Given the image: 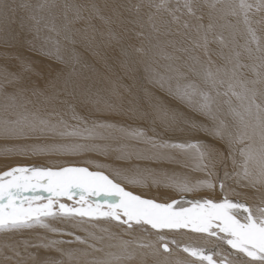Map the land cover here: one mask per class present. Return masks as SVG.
<instances>
[{
    "label": "snow or ice",
    "instance_id": "snow-or-ice-1",
    "mask_svg": "<svg viewBox=\"0 0 264 264\" xmlns=\"http://www.w3.org/2000/svg\"><path fill=\"white\" fill-rule=\"evenodd\" d=\"M141 6L134 5L137 12ZM146 6L155 8L157 13L168 12L174 23L180 21L175 12L182 7L196 21L185 20L183 27L195 33L198 39L193 41L194 47L202 50L204 59L196 55L189 57L193 61L189 71L199 82L188 80L173 88L163 77L149 74L150 82L162 89L167 87L169 94L194 115L169 112L159 105H152L149 112L135 100L126 101L115 89L112 91L115 99L102 104L98 93L93 99L90 90L78 99L80 85L73 77L80 58L68 46L78 42L77 35L88 39L87 29L74 32L70 27L73 21L65 16V23L59 28L44 24L55 37L42 36L43 17L34 11L29 12L27 19L18 16L19 10L31 9V5L0 0V20L4 23V35L0 39L4 46H11L25 32L33 33L30 50L63 66L44 79L43 87L32 80L25 81L21 73L10 71L7 64L0 67V100L3 101L0 156H81L87 157L85 164L90 165L17 164L0 172V233L42 229L53 237H71L64 240L43 235L38 243L25 242L26 247L59 254L29 253L33 264H66L62 257L71 261L74 252L60 247L63 244L77 243L102 251L89 242L102 240L91 231L96 227L92 222L97 220L115 222L117 227L124 226L125 231L139 229L146 238L152 237L138 246L151 248L152 254L159 258L156 264H264V46L249 27L251 43L256 48L254 53L251 48L245 50L248 58L255 61L253 64L242 63L241 53L234 51L227 57L220 53L225 65L217 66L209 49L212 42L224 45V38L216 29L234 27L227 17L249 25L253 10L264 11V0L255 4L238 0L220 9L216 3H208L207 24L203 22L205 14L197 15L201 9L199 0H184L183 5L179 0L175 5L170 0H160ZM37 8L43 9L44 5ZM148 18L152 21L153 14ZM82 19L77 9L75 20ZM221 20L225 23L220 24ZM12 23H18V31L10 28ZM153 28L156 30L155 25ZM10 58L15 57L4 55L5 60ZM21 68L24 73L40 76L22 59ZM245 68L251 70L254 79L248 78ZM9 87L11 92L7 91ZM29 93L37 100L43 98L41 107H30L33 101ZM220 97L227 99L221 101ZM233 99L237 102L235 106ZM78 105L83 106L82 111H77ZM225 116H231L234 123L230 125ZM177 132L194 139L178 142L173 139ZM93 156L111 163L92 159ZM229 162L233 171L225 170L224 179H220L218 166L227 169ZM173 164L190 167L203 173L204 178L192 181L186 173L165 167ZM226 180H233L239 188L255 189L259 192V203L229 199ZM153 186L172 189L179 198L159 203L129 190ZM217 186L220 199L187 198L190 194L214 191ZM229 191L239 195L235 189ZM189 232L213 247L182 244L175 239L176 235ZM130 243L124 242L125 251ZM177 251L185 253L187 259L171 260ZM118 259L113 257L94 264H113Z\"/></svg>",
    "mask_w": 264,
    "mask_h": 264
},
{
    "label": "bare ground",
    "instance_id": "bare-ground-1",
    "mask_svg": "<svg viewBox=\"0 0 264 264\" xmlns=\"http://www.w3.org/2000/svg\"><path fill=\"white\" fill-rule=\"evenodd\" d=\"M14 2L17 4L23 3L32 6V8L28 10H24V9L19 10L18 16H24L27 19L29 12L34 11L38 17H43L40 23L42 36L51 35L55 37V33L49 32L47 28L44 27V24L47 23L49 27L55 25L56 27L59 28L65 23V16H67L68 20L73 21L70 27L73 29L74 32L76 30L87 29L88 39H83L81 35H77L78 42L75 45L68 46L69 48L74 49L75 54L78 55L80 58V64H78L76 67L77 74L76 76L73 77L80 85V87L77 89L78 99H82L81 94L84 93L86 90H90L91 93H93V99L97 98L96 94L98 93V98L102 104L103 101L105 100L115 99V97L112 95V91L113 89H115V91L119 92L125 98L126 101L135 100L141 106L142 109L147 110L149 112L152 111V105H159L162 109L169 112L178 111L183 114L194 115L193 113H191L189 108L181 104L174 96L169 94L167 87L162 89L158 84H154L149 80V74L150 72H152L160 77H163L165 80L169 81L173 88H175L177 83L180 84L186 83L189 80V78L192 80H197V82H199L197 77L194 76V78H191L190 77L191 75L190 76L188 75L190 71L189 70L186 71V69L183 68L181 65L184 62V60H182V54L185 52L184 51L185 43H183V41L175 42L173 38L170 37L172 35H166V33H164V29H160L161 33H159L158 31L156 34L158 25H160V24L158 25L154 24L156 22L147 23V21H141L143 27L142 28L138 27L139 29L137 30L138 33L141 32L140 34L141 42L140 41L138 42L139 43L138 46L139 47L141 46L144 39H148L147 43L145 44V47L148 49V53L151 54V62H147L145 64V61H143L142 65L139 64L143 60L144 54L138 53L137 50H135V53H130L128 49L126 50V48H128L129 45L128 40H126V33L128 32L129 34L130 29L132 30L131 27L134 28V26L130 24L129 21L130 18L128 17L129 15H127L128 13L126 14L127 7L129 5L125 4V0H14ZM183 2L184 0H180L181 5H183ZM233 2H238V0H199L201 9L197 11V15H201V13L205 14V19L203 22L207 24L206 14L210 11V9L206 6L208 3H216L217 9H220L223 8L225 5ZM248 2L255 4L257 3V0H248ZM38 5H44V8L39 9L37 8ZM93 5H95V9H93ZM118 5H124V7H118ZM77 9L80 10L84 19L79 21L75 20V11ZM118 14L122 18L117 25H114L113 20H115L114 18ZM227 21L230 22V24L233 25L234 27L226 26L224 28L218 27L216 29V32L222 35L224 38V47H221L222 45H220L218 42L216 43L212 42L209 44L212 61L217 66H224L225 59L221 57L219 54L223 53V56L227 57L232 55L233 52L235 51L241 53L242 63L246 65L253 64L255 61L250 60L248 58V52L245 50V47L251 48L254 53L256 48V44L251 43V36L249 35L248 28L250 27L253 30L260 44L264 46V11L256 12L255 10H253V12L250 13L249 25H245L242 20L238 21L237 18L231 16L227 17ZM28 22L34 23L33 21H28ZM219 23L224 24L225 21L221 20L219 21ZM153 25H155L156 31L154 30ZM10 28L18 31L19 25L18 23H12L10 25ZM3 29H4V23L2 20H0V38H2L4 35ZM116 29H120V32L117 33ZM132 32L134 33V31ZM133 33H131L132 35L129 34L131 38L134 35ZM167 36L170 37L169 40H167L168 39ZM33 38H34L33 33L25 32L21 39L14 41L12 45L9 46L11 48V52L9 53L5 52L3 54H0V56L3 58V59L0 58V67H3L5 64H7L10 66V71L21 73L25 81L32 80L34 83H38L40 87H43L44 79L50 75H54L55 69L57 67H63V66L62 65L58 66L56 65L57 63L55 61L49 59L50 60L49 63L51 65H48L46 63V66H43V63L41 62H39L40 65L30 64L36 72L40 73L39 77L33 75L32 73H24L21 68L20 55H22L24 59H26L25 61L27 62V59H29V57L27 58L25 57L24 53L22 52V49L28 48ZM127 38H129V36H127ZM125 41H127L126 44L127 46L125 45L126 43ZM134 41L132 40L133 43L137 44V41L136 42ZM0 45L4 46L2 39H0ZM192 45L193 44H191V46ZM132 46L134 47V44H132ZM217 48H222L223 51L222 52L220 51L218 54V52H216ZM14 51H15L16 59L14 63H9L10 59L5 60L4 55L8 54L9 57H11L12 55H14ZM200 51L202 52L201 49L199 50V52ZM186 52L185 55L188 53ZM191 53L193 54V52ZM191 53L189 52V54H187L186 57L183 58H186V60H188L189 57L191 56L190 55ZM127 54H129L130 56ZM201 58L204 59L203 54ZM192 63L193 61L191 62V64ZM191 64L189 62L187 64V67L189 68ZM243 71L246 73L249 79L255 78L249 68H245L243 69ZM172 74H175L176 77H173ZM201 87H203V84H201ZM7 91L11 92L12 88L11 87L7 88ZM27 95L29 99L33 101V104L30 105V107H35V108L41 107L43 103V98L37 100V98L32 97L30 93ZM213 95H215V93H213ZM219 99L223 101L227 98L220 97ZM2 102L3 101L0 100V103ZM232 103L233 105L234 104L236 105L237 102L233 99ZM91 107L92 105L89 104L88 108ZM224 108L226 112L227 105H225ZM82 110H83V106L78 105L77 111H82ZM225 119L230 125L234 123L231 116H225ZM173 139L178 142H182L184 140L194 139V137H189L185 134L177 132L173 137ZM14 157H19V156H10L8 157V160H2L1 158H3V156H0V172L6 170L8 167H11V165L13 166L16 163H20V160ZM13 158L17 161H15ZM91 158L101 161V158L98 157L95 158L93 156ZM62 159L64 160V158ZM67 159L68 158H66V160ZM11 160H14L13 162L14 164L11 162ZM23 163H25V161ZM228 165H230L231 171H233L230 162L228 163ZM165 167L169 171H175L177 173H186L192 181L204 178L202 177L203 176L202 173L192 171L190 167H184L183 165L173 164V165H166ZM234 185L235 187H237L235 182ZM205 194H207V191H205ZM255 195L259 197L257 191H255ZM214 196L213 199L216 198ZM217 196L219 195L217 194ZM192 197L188 196L187 198L192 200L194 198ZM177 198H179V196ZM177 240L182 241L181 238L179 239L177 238ZM187 241H190V239L188 238ZM99 243L106 245V243L103 240H100ZM202 243H200V245L204 246V244ZM185 244H189V242ZM84 246H85V250H83L82 256L78 254L77 250H75L72 246H70L65 250H71L74 252V256L72 260L68 261L67 257H62V259L65 260L66 264H94V262L96 261H101L106 259L112 260L110 258V254L108 255L107 253H99V251H94L92 248L87 247V245ZM106 247H108V245H106ZM96 248L99 247L96 246ZM33 250L34 248L27 249L26 252L23 253L24 255L21 256L20 259L15 264H33V261L31 260V262H29L30 259L26 257V254ZM41 250L42 251L38 254L40 256L59 255L58 253H54V252L46 253L44 252L43 249ZM171 260H173L174 262L176 261V259H171ZM0 264H4L3 259L0 260ZM7 264H14V263L7 262ZM113 264H146V261L142 259L140 255H138L132 260H128V261H126V259L122 257L118 260H114Z\"/></svg>",
    "mask_w": 264,
    "mask_h": 264
},
{
    "label": "rangeland",
    "instance_id": "rangeland-1",
    "mask_svg": "<svg viewBox=\"0 0 264 264\" xmlns=\"http://www.w3.org/2000/svg\"><path fill=\"white\" fill-rule=\"evenodd\" d=\"M130 1L131 0H128V1L125 0V4L129 5L127 7L126 14L128 13L127 15H129L128 17L130 18L129 19L130 24L132 26H134V28L131 27L132 30L130 29L129 34L132 35L131 34V33H133L132 31H134V33H133L134 35L131 38V36L128 34V32L126 33V40H128V42H129L128 48H126V50L128 49V51L130 53H135V50H137L138 53L144 54L143 60L139 64L142 65L143 61H145V64L147 62H151V54L148 53V49L145 47V44L147 43L148 39H144L141 46L140 47L138 46L139 45L138 42L139 41L141 42V35H138L137 30L139 28L143 27V25L141 24V21H147V23L156 22L154 24H157V25L160 24V25H158L157 31L155 30L156 34L158 31H159V33H161L160 29H164V33H166V35H172L170 37L173 38V40L175 42L176 41H181V42L183 41V43H185L186 47L184 46L185 49L184 48L183 49L185 52L187 49V52H188V53L186 52L187 54H189V52L190 53L193 52V54L191 53L190 55H196V56L202 57V52L201 51L199 52L200 49L195 48L194 44H193V41L198 39L196 37L195 33L191 29H185L183 27V22L185 20H188L190 23L196 22L194 18H191L187 15L186 10L181 8L180 11H176L175 16L180 17V21L178 23H173V18H172L173 16L170 15L168 12H160L158 14V13H156L157 11H155V8H148L146 6L149 2L159 3L160 0H157V1L156 0H132L131 2ZM176 2H177V0H170V4H172V5H175ZM179 2H180V0H179ZM137 4L142 5L139 12H137L135 7H134V5H137ZM131 6H132V8H131ZM150 9H152L153 11ZM148 14H153V20L152 21L148 20L149 19ZM121 18L122 17L119 14L116 15L114 18L115 20H113V24L117 25L119 23V21L121 20ZM175 24H177V25H175ZM181 25H182V27H181ZM170 26H172V27H170ZM178 26H179V28H178ZM116 32L117 33L120 32V29H116ZM139 34H141V32ZM127 36H129V38H127ZM170 37L167 36V38H168L167 40H169ZM180 39H182V40H180ZM132 40L133 41L135 40L134 42L137 41V44L133 43ZM125 42H126L125 43V45H126L127 41H125ZM130 42H132V43H130ZM132 44H134V47L132 46ZM164 44H167V43H164ZM191 44H193V45L191 46ZM220 45H222V44H220ZM221 47H224V45H222ZM183 49H182V52H183ZM14 50H15V47H14ZM196 50H198V51H196ZM220 51L221 52L223 51L222 48H217L216 52H218V54ZM5 52H8V53L11 52V48L0 45V54H3ZM22 52L24 53L26 58L29 57V59H27V63H29V64H39V62H41V63H43V66H46V63L48 65H51L49 63L50 60L48 59V57L41 55V54H38L37 52L31 51L30 47L23 48ZM185 52L182 54V60H184V62L181 65L187 71V70H189V68L187 67V64L189 62L191 64L192 60H189V59L186 60V58H183V57H186V55H187V54L185 55ZM127 55H129V54H127ZM11 57H15V51H14V55H12ZM0 58H2V57L0 56ZM20 58L24 59V57L22 55H20ZM15 59H16V57L10 58L9 63H14ZM25 60L26 59H24V61ZM184 64H185V66H184ZM188 75L189 76L191 75L190 77L194 78V75L192 74V72L188 73ZM172 76L176 77L175 74H172ZM189 80H192V79L189 78ZM234 106H235V104H234ZM38 156L28 155V156L14 157V158L20 160V163L15 162L16 164H20V165L21 164L25 165V163H26V165L31 164V165H36V166H42L43 165L46 167H48V166L50 167V166H52L51 163H53V162L59 163L61 161L59 164H72L75 166H87L85 164V162H83L86 160L87 157L85 158V157H81V156H65V157H62V156L61 157L60 156H41V157H38ZM94 157L97 158L96 156H94ZM62 158H64V160ZM66 158H68V159L66 160ZM98 158H101V161L103 159L102 157H98ZM1 159L2 160H8V157L7 158L3 157ZM81 159H84V160H81ZM14 160H11V162L13 163ZM15 161H17V160H15ZM22 161L23 162L25 161V163H23ZM28 161H30V162H28ZM49 162H50V164H49ZM102 162L105 164H108L111 161H104V159H103ZM82 163H84V164H82ZM16 164H14L13 166H15ZM88 166L90 167V165H88ZM227 168L228 169H225L224 167L217 168V172L219 174L220 179H224L225 170H227L228 172H232L230 165H228ZM221 171H222V174H221ZM202 175L201 176L204 177L203 173H202ZM201 179H203V178H201ZM213 179L215 180L214 177H213ZM225 183L227 185L226 191H228V193H229V199L241 200V201H245L249 204L259 203L258 196L255 195V191H256L255 189L235 187L233 180H226ZM230 189H235V192L239 193V195L233 194L232 192L229 191ZM129 190L134 191L138 194H142L144 196V198L154 199L155 201H157L159 203L170 202L171 199L177 198L179 196V194L176 192H173L172 189H168V188H164V187L158 188V187L153 186V187L137 188V189H129ZM215 190L214 191H207V194H205V192H202L201 194H194V196H193V194H190L188 196H190V197L193 196L194 197V198L192 197L193 199H202V198H212L213 199V196L215 195L214 197H216V198H214V199H220L221 193H220L219 186H217ZM217 194L219 196H217ZM258 194H259V192H258ZM217 197H219V198H217ZM68 203L71 204L72 202L68 201ZM92 223L95 224L96 227L92 228L91 231H93L98 237H102V240L106 243V245H108V247H106L105 244H101V243H99V241H89L90 243H93V244H95V246H98L100 249H102V251H99V253H107L108 255L110 254L111 259L113 257H119V259L124 257L126 259V261L132 260L136 256L140 255L142 257V259H144L146 261V264H156V260L159 259L158 257H156L152 254L151 248H142V247L138 246V244H140V243H147L149 239H153L152 237L146 238L144 236V234L142 233V231H140L139 229L125 231L124 226L117 227L115 222H108L106 220H97V221H93ZM57 226L62 227V225H57ZM101 229H105L106 231H101ZM77 234L82 235V236L85 235L83 232H77ZM43 235H48L53 239H64V240L71 239V237H68V236H63V237L55 236V237H53V236H51V234L44 233V231L42 229L24 230L22 232H17V233H0V260L3 259L4 264H7V262H11V263L15 264L20 259V257L24 255L23 253H25L27 249L33 248V247H26L25 242H29L30 244L38 243L40 237ZM182 237L183 238L185 237V238L183 239ZM187 237L190 239V241H187L188 240ZM177 238L182 239V241L179 240L182 244L189 242V244L192 243L193 245L196 244L197 246H203V245H200V243L203 242L202 244H204V247H206L207 245H208L207 248L213 247V245H211V243H207L206 241L204 242V240L202 241L198 237V235L194 234V233L189 232L184 236L176 235L175 239H177ZM125 241H132V243H130L126 246L127 247L126 251H125V244H124ZM70 246H72L75 250H77L78 254L80 256H82L83 250H85L84 245L72 243V244H63L60 247L67 249ZM41 251H42L41 249L34 248V250L29 252V253L39 254ZM229 251H230V249H229ZM29 253L26 254L27 258H29L28 257ZM6 257H7V259H6ZM170 259H176V260L182 261V260L187 259V256L185 253L177 251ZM29 262H31V259Z\"/></svg>",
    "mask_w": 264,
    "mask_h": 264
}]
</instances>
